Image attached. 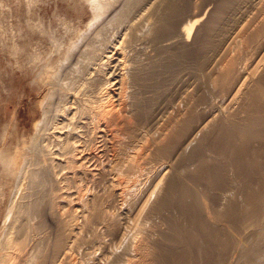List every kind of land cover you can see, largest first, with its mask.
<instances>
[{
	"label": "bare ground",
	"instance_id": "bare-ground-1",
	"mask_svg": "<svg viewBox=\"0 0 264 264\" xmlns=\"http://www.w3.org/2000/svg\"><path fill=\"white\" fill-rule=\"evenodd\" d=\"M71 1V7L77 2L87 5L88 30L79 42L67 44L61 60L44 68L40 120L34 124L28 144L17 146L9 161L12 187L21 194L15 199L17 214L0 243V264H137L145 257L142 243L134 236L136 227L121 240L119 253L103 256L104 234L113 227V218L107 211V200L96 197L89 183L93 185L106 169L118 178L109 180L116 182L112 194L121 195L119 206L124 215L130 212L129 203L136 204L145 194L151 170L146 144H133L130 133L133 121H139L150 104L139 89L165 71L164 62L146 56L145 45L167 49L169 38L163 35L173 28L177 0L67 2ZM197 17L198 12L193 11L190 25L178 30L179 42L188 41L190 30L200 20ZM259 94L264 96V92ZM200 140L205 151L217 157L209 160L203 156L197 166L200 173L189 176L199 199L191 188L173 178L158 203L159 207L177 206L184 242L196 254L187 258L185 252L179 253L177 264H201L198 258L226 245L220 229L202 217L204 200H222L215 214L222 220L241 218L251 209L256 221L259 211V185L264 181V114L242 124L223 121L208 138ZM166 145L158 147L159 154L169 152ZM194 149L182 157V168L194 157ZM163 169L159 165L158 171ZM203 181L208 188L202 186ZM214 259V264H221L220 254ZM239 259V264H263L264 236L255 234L246 241Z\"/></svg>",
	"mask_w": 264,
	"mask_h": 264
},
{
	"label": "rangeland",
	"instance_id": "rangeland-1",
	"mask_svg": "<svg viewBox=\"0 0 264 264\" xmlns=\"http://www.w3.org/2000/svg\"><path fill=\"white\" fill-rule=\"evenodd\" d=\"M67 1L0 0V243L17 214L15 199H20L21 194L17 195L12 187L9 161L17 146L28 144L40 120L43 79L47 73L44 68L47 70L61 60L67 44L79 42L88 30L87 5L79 2V7L78 2H73L76 4L73 7H77L73 8L72 1ZM177 5L173 28L163 35L169 38L167 49L145 45L146 56L164 62L165 71L139 89L141 97L150 104L139 121H133L130 133L133 144H146L147 167L151 169L148 188L136 204L129 203L131 213L124 215L119 206L121 195L112 194V184L116 182L109 180L118 178L109 175L106 169L96 176L93 185L89 183L96 197L107 200V211L113 218V227L104 234L103 256L119 253L123 249L121 240L129 237L136 227L134 236L145 253L143 261L137 264H177L181 252L187 258L196 256L184 242L177 206L170 203L159 207L158 203L173 178L188 189H195L189 176L200 173L197 166L202 157L208 156L209 160L217 157L205 151L206 146L200 140L208 138L216 125L223 121L242 124L264 114V96L259 94L264 92V0H177ZM193 11L198 12L200 20L190 30L188 41L179 42L178 30L190 25ZM174 54L182 58L176 59ZM187 116L191 118L186 124ZM162 144H167V154L158 153ZM193 146L194 157L182 168V157ZM101 158L102 162L106 160ZM159 165L164 167L160 172ZM204 185L208 188L205 181ZM194 189L191 191L196 193ZM195 196L198 198L197 193ZM212 199L204 200L206 209H201L202 217L207 224L220 229L226 245L221 253L213 250L198 261L214 264V258L220 254L221 264H239L245 242L255 234L264 236V181L259 185L256 221L251 209L241 218L218 219L215 214L222 207V200Z\"/></svg>",
	"mask_w": 264,
	"mask_h": 264
}]
</instances>
